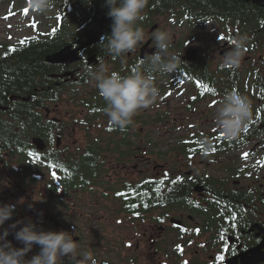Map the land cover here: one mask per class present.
Instances as JSON below:
<instances>
[{
    "label": "flooded vegetation",
    "instance_id": "obj_1",
    "mask_svg": "<svg viewBox=\"0 0 264 264\" xmlns=\"http://www.w3.org/2000/svg\"><path fill=\"white\" fill-rule=\"evenodd\" d=\"M166 18H169V15H166ZM216 23L218 25L215 26L214 31L217 33L205 44L203 43L204 39L200 38L199 44L194 48L197 49L199 58L211 64L206 49L210 44L214 46L216 59L213 71L218 73L219 71L225 72L222 70L223 67L230 68L226 67L222 61L223 55L227 53L226 49L232 47V40L242 34H247L249 37V34L247 32L232 34L231 28H224L220 21ZM247 30L248 28H246ZM146 34L145 40L147 41L150 39L151 33L146 31ZM172 43L183 46L184 52L180 57L183 61H188L184 59V53L188 49L186 45ZM225 45H227L226 48ZM152 46H154L153 43ZM92 47H87L80 52L81 61L55 66L59 72L60 69L63 70L61 73H55L56 75L72 72L70 78H61L60 76L54 78L64 79L65 83L70 85L72 82L79 83L77 76L79 72H84L85 67H96L102 63L98 53L94 52ZM140 47L138 46L133 52L126 54L122 59L123 62L136 67L138 61H145V58L151 53L145 51L143 54ZM93 55H96L97 59L90 63L88 59ZM256 55L258 59L253 61ZM107 58L111 60L112 56L108 55ZM199 58L196 61H199ZM251 64L255 66L264 64V50L250 52L248 45L241 66L235 69L242 73V83L248 82ZM115 66L117 67L118 63L111 60L110 66L106 67L109 72H113ZM163 78L165 87L171 90V93L164 97L175 94L178 100L176 106L179 111L183 113L192 111L199 115V124L193 123L188 129L185 127L177 130L179 135L175 144H166L169 149L178 148V150H169V155L167 154L172 156L176 163L158 175H149L151 173L148 171L150 166L142 165V159H139L136 154L137 150L138 153H142L143 149L147 151L148 148L154 146L152 125L143 126L140 124L141 126L135 129L138 124H134L129 128V133H132L127 135L126 140L119 143L133 149L131 153L134 156H130V161L135 162V169L145 167L147 172L141 170L140 179H125L113 190L116 197L117 190L124 182L130 181L132 187H135L132 189V203L120 201L119 205L115 204L116 215L113 225L117 226L115 235H118L117 243L120 248H117V251L112 250L111 247L115 245L112 239H107L105 245L98 248L97 245L88 243L90 235L87 239L77 235L74 239L79 241V250L90 251L96 264H264V92L242 93L252 101V119L249 121L248 130L244 131L239 138L226 139L224 133L216 127L214 115L210 110L219 105L224 93L228 91L226 85L232 87L230 76L217 74L213 77L198 78L204 81L199 85L203 84L205 90H201L199 86L192 88L191 85H181L176 89L169 83L170 77L164 76ZM261 79L264 80V76ZM91 86L95 87L94 83ZM207 87L214 89V92L206 91ZM58 105L60 104L55 103L50 109L41 110L46 120L56 122L53 140H47V135L36 134L30 136V140H21V146L33 142L35 137H39L44 140L45 148L47 147L43 151L37 149L40 152H45L53 145L60 152L65 151L68 154L74 151L69 147L61 146L64 143L65 130L68 125L61 123V119L50 117L47 114V111H57ZM0 106L3 107L0 108L2 111H13L4 104ZM80 112L85 113L81 108ZM168 113L170 116L172 115L171 108H168ZM204 114L206 116H203ZM183 116L189 117L184 114ZM77 124L80 125V123ZM80 126L86 129L87 136H89L88 126ZM14 129L21 133L20 127L14 126ZM107 132H112V130L105 129L99 134L106 137L109 136ZM122 136L119 135V137ZM3 143L4 140L0 143V171L3 173L4 169L11 167V162L15 160L18 167L14 174L17 176L28 175L27 179L36 182L40 181L38 179H41L44 173L43 176L47 177L49 193L48 183L50 181L51 184L53 181L51 175L42 171L38 164L34 165L31 162L35 161L33 157L14 153L11 148H5L7 144ZM22 151L24 150L22 149ZM245 153L248 154L247 158H245ZM27 162L30 163L28 166L25 164ZM166 167H168L167 163L161 166L162 169ZM155 176L165 182V190L173 189V181L178 179L179 188L186 184L184 187L188 191L176 204L155 207L139 203L138 193L140 190L136 187L143 188L152 184ZM73 193L75 191L66 193L63 187H59L53 198L49 193V203L54 207L60 202L61 195L68 196ZM0 203L17 205L15 215L5 223L4 228H8L19 219L25 221L26 217L23 213L25 214L26 211L24 209H31L29 205L25 206L20 193L5 196L1 192ZM52 210L53 213L46 215V219L51 221L53 231H61L64 225L60 223L61 218L57 209L53 208ZM29 212L31 213V211ZM85 227L88 228V224ZM66 230L69 231L68 228ZM7 239L12 241L14 246L23 247L20 242L15 240L14 233L10 234ZM97 248L98 251H95ZM39 250V246H36L28 253L27 258H31ZM111 258L113 262H111ZM64 261L65 264H70L67 257H64Z\"/></svg>",
    "mask_w": 264,
    "mask_h": 264
},
{
    "label": "trees",
    "instance_id": "obj_2",
    "mask_svg": "<svg viewBox=\"0 0 264 264\" xmlns=\"http://www.w3.org/2000/svg\"><path fill=\"white\" fill-rule=\"evenodd\" d=\"M27 3V0H20ZM62 8H66L65 15H59L63 20L68 14L74 13L79 26L75 30L66 27L64 21L53 27L48 33L42 36H35L20 42L19 44H5L0 46V105L4 104L13 111H2L0 109V143L4 140L5 148H11L14 153L28 155L35 159L31 161L34 165L45 173L51 175L52 183L49 181V193L52 198L56 195L59 187H63L66 193L71 191L86 192L93 191V188L100 184V176L104 169V152H111L115 155H126L127 151H133L130 146H123L119 142L127 139L129 128L134 124H148L147 119L142 114L133 117V124L126 129L111 127L108 118L104 115L105 101L100 96L96 87H90V82L85 72H79V83L72 82V85L65 83L64 79H56L53 74L59 72L54 65L47 62L48 55L61 49L63 46L71 43L78 45L84 42L90 35L99 37L98 44L92 48L98 53L101 62L105 66H110V62L115 61L118 66L114 67V72L121 75L130 74L135 68L139 67L145 61H138L136 67L130 63H124L123 55L120 58L112 56L111 60L107 58V52L99 47L101 37L111 34L112 20L107 16L108 9L104 6V0H57ZM160 15H169L172 19H178V22H196L198 26H205L220 21L226 29L231 28L232 34H249V50H264V6L253 2L243 0H149V6L145 9V18L139 24L146 32L155 22L159 21ZM177 24V20L175 22ZM246 28L248 30L246 31ZM13 49H15L13 51ZM170 51L180 56L183 52V46L172 43ZM248 82L242 83V73L233 68H225V72H214L213 67L199 61H183L180 59L179 67L172 74L157 73L154 75L167 76L171 79L169 83L174 88L181 85H191L201 87L199 84L204 81L200 77H213L217 74L230 76L232 87L226 85L228 91L238 90L243 92H264V64L255 66L251 64ZM213 82V81H212ZM215 82V81H214ZM217 83V82H216ZM218 84V83H217ZM90 87L82 96L80 88ZM70 87V89H68ZM209 87V86H208ZM207 87V89H208ZM205 90V87H201ZM71 91H75L70 93ZM65 94H70L71 101L75 102L82 112L73 120L80 125H87L89 130V139L87 145L76 148L71 153L60 152L53 145L45 152H40L33 142L21 146V140H30L32 135H47V140L54 138V124L52 120H46L42 109L48 108L55 103H60ZM17 96L16 101L11 97ZM29 98V99H28ZM159 114L156 121H165L170 117V113L157 111ZM11 126L8 127L7 125ZM18 126L21 133L14 129ZM107 126V127H106ZM104 128V129H102ZM105 129H111L107 132L109 136H103L99 133ZM94 130V131H92ZM127 133V134H119ZM114 135V136H112ZM119 135H123L119 137ZM3 143V144H4ZM155 146V144H154ZM22 149L24 151H22ZM129 149V150H126ZM171 150H178L174 147ZM138 152V151H137ZM143 152L144 149H143ZM27 166L30 163H25ZM178 179L173 181V189L165 190V182L155 176L152 184L143 188L137 186L139 203L153 205L155 207L166 204H176L179 199L188 191L185 185L179 188ZM132 182H124L117 190L116 197L121 202L132 203ZM57 191V192H56Z\"/></svg>",
    "mask_w": 264,
    "mask_h": 264
},
{
    "label": "rangeland",
    "instance_id": "obj_3",
    "mask_svg": "<svg viewBox=\"0 0 264 264\" xmlns=\"http://www.w3.org/2000/svg\"><path fill=\"white\" fill-rule=\"evenodd\" d=\"M58 6L60 5H55L53 12L49 16H42L33 13L24 1L0 0V46L5 44L15 45L25 39L42 36L62 21H64L69 30L70 28L75 30V28L79 26V22L76 20L74 13L68 14L62 20L59 15H65L66 8ZM26 8L28 9L27 13L24 11ZM21 17H23V22H21ZM176 20L177 24H175ZM158 22L160 24V30L167 29L172 33V42L181 44L186 43V46H190L191 48L199 44L200 38L204 39V44L208 42L210 38L217 33L214 30L215 26L218 25V23H216L217 21H213V23L206 24L205 26H198L196 22L191 23L186 21L185 23L184 20L179 23L178 19H165V15H160ZM206 50L209 54L210 65L214 67L216 50L211 44L207 46ZM257 59L258 56L256 55L253 61ZM250 68H252V66H250ZM62 71L63 70L60 69V72L55 73H61ZM154 79L160 89V97L157 103L152 107L142 109L137 113H143L144 116L149 119L148 124H151L153 127L152 132L155 146L148 148L145 152L136 153L138 158L142 159V165L150 166L148 171H151V173L149 175L164 173L166 169L174 165L173 163H176L172 156H168L169 150L171 149L166 147V144H175L179 135L177 130L185 127L188 129L193 123H196V125L199 124V115L194 114L192 111H186L185 113L179 111L176 106L178 100L175 94L166 98L164 97L171 93V90L165 87L166 84L163 81V76L157 75ZM91 85H93V83H90V87L92 88ZM75 87L80 88L82 96L85 95L90 88L82 87L81 85ZM68 89H70V87H68ZM73 92L75 91H71L70 93ZM70 97V94H65L60 101V105L57 106V111L51 110V112L47 114L50 115V117L61 119V123H66L68 125V128L65 130L66 137L61 146L75 150L76 148L87 145L86 142L89 136H87L85 128H82L72 120L74 117L79 116L81 112L80 106L71 101ZM169 101H171V103H168ZM218 106L210 110L212 115L215 114ZM168 108H171L172 111L169 120H165V122L156 121V117L159 114L157 111H162V113H164L168 111ZM183 114L189 115L190 118L183 116ZM203 116H206V114ZM140 124L142 123H139L135 129L140 127ZM145 125L147 124H143V126ZM103 154L102 158L105 159V165L102 175L99 177L100 184L93 188L94 192L86 191L73 193L68 196L61 195L60 202L53 207L49 203L47 177L43 176L44 173L41 179H38L40 181L36 182L29 180V178L27 179L28 175L17 176L14 172L18 167V163L13 160L11 162V167L4 169L3 173L0 171V193L2 192L5 196H11L12 193H20L23 196L25 206H32L30 210L24 209V211H26L25 214L23 213L26 217L25 223L28 222L27 220L31 219L44 230H53L51 221L46 219V215L53 213L52 209L56 208L61 218L60 223L64 225L61 230L67 231L66 229L68 228L74 238H76L77 235H81L87 239L89 238L88 235H90L88 243L97 245L98 248L105 245L107 239H112L115 245L111 248L113 251H117L120 245L117 243L118 235H115L117 226H114L113 223L115 222L116 215L115 204L119 205L120 199L115 197V192L113 190L125 179H140L141 170H143L142 172H147V170L145 167H140L138 170L135 169V162L130 161V156H134V154L130 151H127L125 156L115 155L113 151L104 152ZM6 159H8V156H6ZM165 163H167L168 167L162 169L161 166ZM29 211H31V213ZM87 224L88 228L85 227ZM22 226L23 225H20V227ZM0 230L1 232L3 231L2 228H0ZM98 248L95 251H98ZM111 262H113L112 258Z\"/></svg>",
    "mask_w": 264,
    "mask_h": 264
},
{
    "label": "clouds",
    "instance_id": "obj_4",
    "mask_svg": "<svg viewBox=\"0 0 264 264\" xmlns=\"http://www.w3.org/2000/svg\"><path fill=\"white\" fill-rule=\"evenodd\" d=\"M56 2L27 0V7L35 14L49 16ZM104 6L108 9L107 16L112 20L111 34L101 37L99 47L110 56L120 58L133 52L146 39L147 34L139 22L145 18L149 0H104ZM150 39L156 49L155 53L148 55L145 62L128 75L109 72L103 63L84 69L89 82L94 83L105 101L103 111L111 127L126 129L133 124V117L140 110L156 104L160 89L154 75L172 74L179 67L181 57L170 51L173 36L169 30L158 29L151 33ZM248 45L247 34L235 37L232 47L223 55L222 63L226 67L238 69ZM252 116L250 98L238 90H230L224 93L216 108L214 120L226 139H237L248 127ZM16 207L14 203H0V228L3 229L0 232V264H65L64 257H67L70 264H96L90 251L79 250V241L69 231L44 230L31 219L27 223L17 220L4 228L5 223L15 215ZM13 233L15 240L23 247L14 246L7 239ZM36 246H39V252L27 258Z\"/></svg>",
    "mask_w": 264,
    "mask_h": 264
},
{
    "label": "water",
    "instance_id": "obj_5",
    "mask_svg": "<svg viewBox=\"0 0 264 264\" xmlns=\"http://www.w3.org/2000/svg\"><path fill=\"white\" fill-rule=\"evenodd\" d=\"M243 1L253 2L257 5L264 6V0H243ZM157 28H158V25H154L151 28V31H154ZM97 40H98V37H95V35H92L89 37V39L84 44H82L78 47H74L72 44H67V45L63 46L61 49H59L58 51H56L55 53L48 55L46 60L48 63L53 64V65L70 64V63H74L77 61H81L82 57L80 55V52L86 46H91L94 43H96ZM151 42H152V40L150 39L147 42V44L143 47L142 51L144 53H145V51H149L151 53H154L156 51L155 48H149L148 47ZM95 59H97V56L93 55V56L89 57L88 61L90 63H92ZM184 59L188 60V61H195L197 59V50L196 49L188 50L186 52V55L184 56ZM70 74H72V73L66 72V73L59 75V76L64 77V76H67ZM33 142L39 149H41V150L45 149V142L42 138H34Z\"/></svg>",
    "mask_w": 264,
    "mask_h": 264
},
{
    "label": "snow or ice",
    "instance_id": "obj_6",
    "mask_svg": "<svg viewBox=\"0 0 264 264\" xmlns=\"http://www.w3.org/2000/svg\"><path fill=\"white\" fill-rule=\"evenodd\" d=\"M25 13H27L28 12V9L26 8L25 10ZM27 41H22V43H26ZM15 49H13V51H14ZM201 87H204V85L203 84H201L200 85ZM206 91H213L214 92V89H211V88H208V89H206ZM248 129L247 128H245V132L247 131ZM247 153H245V158H247ZM221 259L223 260V257H221Z\"/></svg>",
    "mask_w": 264,
    "mask_h": 264
}]
</instances>
